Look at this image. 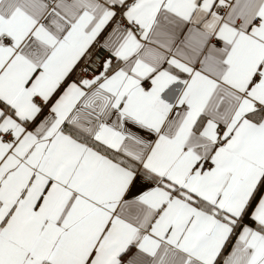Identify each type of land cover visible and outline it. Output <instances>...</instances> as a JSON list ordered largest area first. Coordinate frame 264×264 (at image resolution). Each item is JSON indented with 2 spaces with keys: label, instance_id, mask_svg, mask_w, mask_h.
<instances>
[{
  "label": "crops",
  "instance_id": "0c3cea01",
  "mask_svg": "<svg viewBox=\"0 0 264 264\" xmlns=\"http://www.w3.org/2000/svg\"><path fill=\"white\" fill-rule=\"evenodd\" d=\"M127 1L0 0V264H264V0Z\"/></svg>",
  "mask_w": 264,
  "mask_h": 264
},
{
  "label": "built area",
  "instance_id": "2783aa9c",
  "mask_svg": "<svg viewBox=\"0 0 264 264\" xmlns=\"http://www.w3.org/2000/svg\"><path fill=\"white\" fill-rule=\"evenodd\" d=\"M50 3L54 4L56 0H48ZM137 4V0H130L125 2L122 5L114 6V10L117 13H122L123 10H130ZM226 11V8H222L219 10L220 14L223 15ZM120 24L124 29L134 28L138 33L140 32L137 26L132 27V25L125 19H120ZM4 44H9L11 40L8 36L2 37ZM108 61L110 64H115L117 61V57L112 53L111 50L107 49L101 43H97L94 48L89 52V54L85 57V59L80 63V65L76 68V70L72 74V80L76 83H83L86 80L94 78L97 74L100 73L104 63ZM262 73L258 72L256 75V81L262 77ZM150 86V84H146V87ZM34 102H37L39 105H44V101L39 99L38 97L33 98ZM264 115V110L262 112ZM226 133V126H220L218 130V135L216 137L217 142H222ZM3 139L11 144H15L18 141V136H16L11 129H8L3 134ZM212 165L210 161H206L203 163V167L206 168Z\"/></svg>",
  "mask_w": 264,
  "mask_h": 264
},
{
  "label": "trees",
  "instance_id": "16d2710c",
  "mask_svg": "<svg viewBox=\"0 0 264 264\" xmlns=\"http://www.w3.org/2000/svg\"><path fill=\"white\" fill-rule=\"evenodd\" d=\"M264 191V176L262 177V179L260 180L258 186L256 187L251 199L249 200L248 204H247V207L242 215V217L240 218V220L237 222V224L239 225L240 223H243V222H246V223H251L253 224L254 221L251 217V214H252V211L254 209V207L256 206L262 192ZM196 202V204L198 206H201L202 208H205V209H211V207L209 205H207L206 203L200 201V200H197V201H194ZM234 236V235H233ZM225 252V251H224ZM223 255V254H222Z\"/></svg>",
  "mask_w": 264,
  "mask_h": 264
}]
</instances>
